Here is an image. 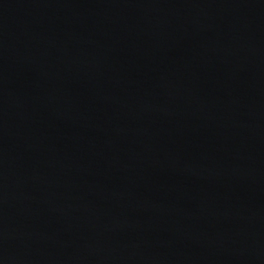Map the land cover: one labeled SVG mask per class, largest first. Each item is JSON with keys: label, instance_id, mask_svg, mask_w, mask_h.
Instances as JSON below:
<instances>
[{"label": "water", "instance_id": "water-1", "mask_svg": "<svg viewBox=\"0 0 264 264\" xmlns=\"http://www.w3.org/2000/svg\"><path fill=\"white\" fill-rule=\"evenodd\" d=\"M0 264H264V0H0Z\"/></svg>", "mask_w": 264, "mask_h": 264}]
</instances>
